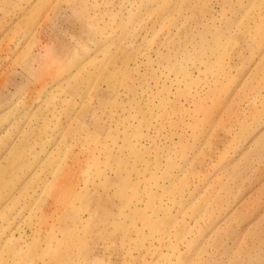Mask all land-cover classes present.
I'll return each instance as SVG.
<instances>
[{"label": "rangeland", "instance_id": "374dc122", "mask_svg": "<svg viewBox=\"0 0 264 264\" xmlns=\"http://www.w3.org/2000/svg\"><path fill=\"white\" fill-rule=\"evenodd\" d=\"M0 264H264V0H0Z\"/></svg>", "mask_w": 264, "mask_h": 264}]
</instances>
